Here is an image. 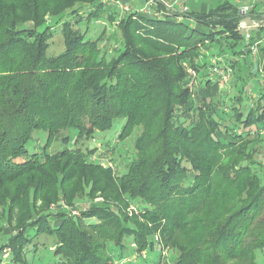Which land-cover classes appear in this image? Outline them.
<instances>
[{
	"label": "trees",
	"instance_id": "obj_1",
	"mask_svg": "<svg viewBox=\"0 0 264 264\" xmlns=\"http://www.w3.org/2000/svg\"><path fill=\"white\" fill-rule=\"evenodd\" d=\"M106 7L98 0H0V221L9 227L14 262L29 264L27 254L38 252L32 241L48 236L56 240L49 248L56 264H116L142 253L150 259L157 249V264H165V248L170 264H259L264 86L242 106L244 89L225 100L227 91H215L202 72L210 71L206 51L215 48L213 58L240 71L226 51L237 54L244 43L238 27L245 17L231 0L163 18L120 17ZM257 7L251 17L261 19ZM101 16L120 34L122 49L110 59L102 47L107 31L87 39L90 26H80ZM57 25L64 51L49 56ZM259 51L264 61V46ZM250 54L244 46L239 56ZM189 70L199 80L195 90ZM256 76L264 85V66L248 79ZM119 120L126 121L120 142L140 131L125 175L89 161L96 153L90 147L43 155L26 148L39 131L47 146L68 144L71 131L74 146L92 144ZM63 199L91 205L80 217L61 212L50 221V205ZM130 207L140 215L130 216Z\"/></svg>",
	"mask_w": 264,
	"mask_h": 264
},
{
	"label": "rangeland",
	"instance_id": "obj_2",
	"mask_svg": "<svg viewBox=\"0 0 264 264\" xmlns=\"http://www.w3.org/2000/svg\"><path fill=\"white\" fill-rule=\"evenodd\" d=\"M116 1L119 2L118 4L119 6L117 4L112 5V6H117L119 8L116 14L117 16H120V17L125 16L128 13L124 11L123 8H121V6L123 7L125 5H129V7L132 8V11H135V10L139 11L140 8L146 6L145 0H139L138 4H134V7H132V0H128L127 2L123 0H116ZM112 6H109V7H112ZM87 15L88 14L86 12L83 13L84 17H87ZM46 19L49 20V17H47ZM80 26L83 32H85V30L87 29V26H90V28L88 29L89 34L87 35V39L99 38L105 30L107 31V34H106L107 42L106 44L103 43L102 47H103V51L107 52L108 50L109 52L108 59L118 54L120 52V49H122L121 43H120L121 42L120 34L118 33V30L114 26L110 25V23L106 21L103 18V16L99 17L98 21L93 20L90 24H88L87 20L84 18V21ZM27 27L31 28L33 27V25L29 23L27 24ZM77 28H79V26H77ZM259 31L261 30L253 31V35H256ZM117 46H118V49L115 48ZM244 46H245V42L236 48L235 52H237V54L232 53V51H226V54H227L226 56L228 58L239 61L241 65L240 71H232V79H231L230 84L227 87L225 86L224 88H222L221 86H217L218 88H215V91H217L218 89L222 91H227L226 95H224V99L229 101L230 98L235 97L237 94H239L241 90L244 89L243 101L241 105L249 106L251 102V96L254 98L256 95H258V93L262 90V87L264 85L261 83L262 79L260 76L251 78V80L248 78H250L252 74L255 72L256 62H258L259 68L262 69L264 66V61H263L262 55L260 54V51L258 52V55L256 56V58L253 56L252 53L247 56L244 55L246 59L244 56H243V59L240 58L239 53L241 52ZM260 47H259V50H260ZM218 50H219L218 48H215V49H210L206 51V59L208 62H210L212 59H220V58H213L214 56L218 55ZM63 51H64V40H63V34H62V25H57L54 29V36L51 41V46H50L48 55L49 56L59 55ZM203 51H204V48H203ZM204 60L200 59L199 62L203 63ZM220 60L230 67L229 61L227 59L221 58ZM202 72L203 74H209V69L208 70L204 69V71ZM244 80H246L245 81L246 83L244 82ZM198 82L199 80L196 79V84L193 90L197 88ZM200 89L198 88L197 91H195V93L197 92L200 96H202L204 90L203 89L200 90ZM125 123H126L125 120H119L115 122L111 130L104 132V133H97L95 137V141L92 144L86 140H81L80 144L75 145V146H74V143L77 138L76 131H71L70 133L67 134L70 137L68 144H63L61 141L55 140L49 146H47L48 138H49L48 135L41 131L35 132L33 134L32 140L27 144L26 148L30 154L36 153L39 155L40 154L43 155L45 152L54 154L56 152H60L61 150L65 148H73V149L81 148L83 151L86 152L87 148L90 147V149H96V153L92 154L89 157L88 159L89 161L98 162L99 164H102L104 168H107V167L111 168L112 171L117 176L125 175L128 173L129 165L133 160L135 142L140 133V131L137 129L129 138L120 142L118 140V135L121 133L122 129L124 128ZM65 135L66 133L61 134V136H65ZM261 149L263 151V154L261 155L262 157L258 158V160L260 159L261 162L264 164V143ZM17 162L22 163L24 162V160L19 159ZM65 201L66 200L63 199L57 204L53 203L50 205L49 213L52 214L50 221L54 222L53 220L56 219L61 212H65L66 214L72 217L73 216L80 217L81 210L88 208L91 205L87 201V199L78 200L75 206H70L67 203V201L66 202ZM95 202H104V200L102 197H98L95 200ZM40 205L41 203L39 202L38 206ZM128 214L130 216L134 214L140 215L139 212L135 210V207H132V208L130 207L128 209ZM0 225L4 227L6 230L3 234H0V247H3L2 250L0 251V258H1L0 264H17L14 262L12 248L10 245L7 244V242L10 239L9 227L6 221H0ZM157 238H159L158 235H157ZM32 244L38 248V252L35 254L34 253L27 254V262L29 264H56L58 262L57 258L53 256L52 251L49 250L50 247H55L56 240L54 238H50L48 236L47 237L42 236L37 239H34L32 241ZM33 245L31 246V248L33 247ZM6 250H8L10 253V256L8 259H5L3 257L4 251ZM169 251L170 250L168 248H165L163 250V256L167 257L166 258L167 261L165 262V264H170V259H172L171 253H169ZM159 254H160V250L157 249V251L151 254L150 259L146 257V253H142V256L144 258L141 257L136 260L137 257L135 256L132 259V261H117L116 264H123L125 262L129 264L130 263L131 264H157L158 261L156 260ZM146 259L147 260L149 259V260L146 261ZM258 260H259V264H264V253L263 252L259 253Z\"/></svg>",
	"mask_w": 264,
	"mask_h": 264
},
{
	"label": "built area",
	"instance_id": "obj_3",
	"mask_svg": "<svg viewBox=\"0 0 264 264\" xmlns=\"http://www.w3.org/2000/svg\"><path fill=\"white\" fill-rule=\"evenodd\" d=\"M98 1L107 7L115 5V4L117 5L119 4V2H117L116 0H98ZM164 1L165 0H148L145 8L139 13L144 14V15H150L151 11L153 10V7L159 2L164 3ZM180 2L183 4H186L188 0H180ZM231 2L239 8L240 13L245 17V19H243L240 22L238 30L244 36L245 46L251 51L253 56L256 58L259 52V47L261 46L263 41L262 39H257L256 42L253 43L252 41L256 36V35H253V31L264 28V20L254 19L251 17V14H252V10L255 7L264 4V0H231ZM170 7L172 8L173 6H170ZM121 8H123V10L128 13L136 12V11H132V8L129 7V5H125L123 7L121 6ZM183 9H184V12L188 11V7L186 5L184 6ZM189 73L191 74L193 78L189 87L191 90H193L196 84L197 74L193 70H189ZM209 77L218 86H221L222 88H224L225 86L227 87L230 84L231 79H232V69L231 67L221 62L220 60L214 59L212 61V66L209 71ZM9 256H10L9 251L8 250L4 251L3 257L5 259H8Z\"/></svg>",
	"mask_w": 264,
	"mask_h": 264
},
{
	"label": "crops",
	"instance_id": "obj_4",
	"mask_svg": "<svg viewBox=\"0 0 264 264\" xmlns=\"http://www.w3.org/2000/svg\"><path fill=\"white\" fill-rule=\"evenodd\" d=\"M127 2L128 0H123ZM139 0H132V7H134V4H138ZM218 0H188L186 4H183L180 2V0H165L163 2H159L160 4L162 3V6L164 7V10L159 8V3H157L154 7L153 10L151 11V14L148 16H154L158 18H163L166 15H171L172 13L175 14H183L184 13V6L186 5L188 7V11H195V12H205L208 8H210L212 5L215 6ZM146 4L148 0H145ZM179 2V3H177ZM170 6H173L172 8ZM109 10L112 11H117L119 8L117 6H112V7H106ZM145 8L142 7L138 10H135L136 12H140ZM92 10L91 7L87 8V12L89 13ZM256 12L258 15L261 16V19L264 20V4L259 5L256 9ZM153 14V15H152ZM157 14V15H155ZM179 22L182 21L181 18L178 19ZM255 38L257 39H262V44L261 46H264V28L260 29ZM257 64L256 62V69H257Z\"/></svg>",
	"mask_w": 264,
	"mask_h": 264
}]
</instances>
